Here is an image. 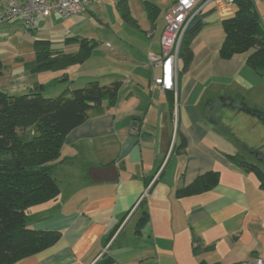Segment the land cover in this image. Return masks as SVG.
<instances>
[{
  "label": "crops",
  "instance_id": "obj_1",
  "mask_svg": "<svg viewBox=\"0 0 264 264\" xmlns=\"http://www.w3.org/2000/svg\"><path fill=\"white\" fill-rule=\"evenodd\" d=\"M83 1L84 13L65 20L73 21L68 30L82 28L90 10L99 14L95 4L110 9L102 23L115 43L105 44L107 69L98 76L101 85L119 82L120 88L113 106L89 111L64 137L52 173L58 195L26 211L28 229L57 232L58 241L15 264L264 261L260 178L230 159L241 156L264 174V79L246 65L247 55L230 60L219 55L225 37L221 22L233 16L235 6L222 0L201 6L204 26L174 93L153 83L160 71H151L146 56L159 53L164 16L176 0H128V20L117 8L119 0ZM252 1L264 27V0ZM147 4L157 7L156 16ZM51 16L61 18H39L37 28ZM53 45L62 54L78 51ZM66 71H60L61 81L68 79ZM37 84L22 82L15 91L26 93ZM111 167L113 181L103 172ZM211 172L218 174L213 189L176 196ZM142 213L147 220L139 226Z\"/></svg>",
  "mask_w": 264,
  "mask_h": 264
},
{
  "label": "trees",
  "instance_id": "obj_2",
  "mask_svg": "<svg viewBox=\"0 0 264 264\" xmlns=\"http://www.w3.org/2000/svg\"><path fill=\"white\" fill-rule=\"evenodd\" d=\"M127 1L117 2V8L126 20L129 19ZM233 5V16L221 22L225 37L219 50L220 58L230 60L247 55L246 65L264 79V27L259 15L252 0H235ZM147 7L153 16L157 15V7L151 4ZM203 26L200 12L191 20L182 39L179 77L189 68L193 58L191 46ZM63 44L77 46L78 51L62 54L52 49L53 43L49 40H34V60L25 64L26 71L37 74L82 65L98 46L97 42L83 38H67ZM119 88V82L101 85L98 81H90L57 98H44L41 91L34 90L22 94L0 91V264H15L58 241L60 235L57 232L28 229L26 211L58 195L52 173L64 137L85 122L89 111L98 110L103 104L113 106ZM230 159L246 172L256 174L260 178L259 188L264 193L262 171L241 156ZM217 182V173H206L198 176L190 186L177 190L176 196L201 194L213 189ZM146 220V213H142L138 225L142 226ZM110 262L102 259L96 264Z\"/></svg>",
  "mask_w": 264,
  "mask_h": 264
},
{
  "label": "rangeland",
  "instance_id": "obj_3",
  "mask_svg": "<svg viewBox=\"0 0 264 264\" xmlns=\"http://www.w3.org/2000/svg\"><path fill=\"white\" fill-rule=\"evenodd\" d=\"M94 7L99 14L95 15L91 10L90 13L84 14L86 23L78 31L71 32L68 30V25L73 21L61 20V18L56 16H51L49 19L42 20L41 22L39 21L37 30L31 33L27 32L19 23L0 26V91L9 94H19V91L16 92L15 88L19 84H22V82H38V87L36 88L43 87L41 91L42 97L57 98L62 93L66 92V94H69L70 91L82 88L87 82L96 81L97 78H99L100 84H104V80L98 76V72L102 74L107 69L102 56L110 51V49L109 47L106 48L105 44L108 43L112 47L115 41L109 38L110 32L102 23L103 17L104 19L107 16L110 18V9L105 7V5L99 8L95 4ZM112 24L114 26L116 23L112 22ZM162 25L163 20H159V28ZM78 36L93 39L98 43V46L84 65L72 66L70 70L69 68L67 69L66 75L68 79L66 81H61L63 75L60 74V71L37 74H31L26 71L25 64L31 63L34 60L32 48L34 40H60L63 42L67 38ZM53 47L56 49L67 48L68 53L74 50L72 47H66L63 43H56ZM19 134L21 135L22 132L19 131ZM27 134L28 132L24 133V138H26Z\"/></svg>",
  "mask_w": 264,
  "mask_h": 264
},
{
  "label": "built area",
  "instance_id": "obj_4",
  "mask_svg": "<svg viewBox=\"0 0 264 264\" xmlns=\"http://www.w3.org/2000/svg\"><path fill=\"white\" fill-rule=\"evenodd\" d=\"M211 1L215 0H176L174 6L165 14L160 51L158 54L150 53L146 56L151 71H160L158 77H153V83L162 91L176 93L179 81V51L184 33L194 16L201 12V6ZM223 1L233 4L235 0ZM86 6L83 0H0V26L19 22L31 33L36 30L39 18L56 14L69 20L83 14ZM244 264H264V261L257 259Z\"/></svg>",
  "mask_w": 264,
  "mask_h": 264
},
{
  "label": "water",
  "instance_id": "obj_5",
  "mask_svg": "<svg viewBox=\"0 0 264 264\" xmlns=\"http://www.w3.org/2000/svg\"><path fill=\"white\" fill-rule=\"evenodd\" d=\"M33 90L34 91H42V88L41 87L40 88L35 87ZM103 172L110 175V177L108 178L109 181H113L116 179L115 169L113 167L106 168V169H104Z\"/></svg>",
  "mask_w": 264,
  "mask_h": 264
}]
</instances>
